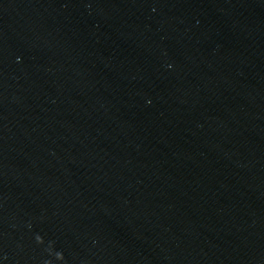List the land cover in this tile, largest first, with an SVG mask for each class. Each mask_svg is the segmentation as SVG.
<instances>
[{
  "label": "water",
  "instance_id": "1",
  "mask_svg": "<svg viewBox=\"0 0 264 264\" xmlns=\"http://www.w3.org/2000/svg\"><path fill=\"white\" fill-rule=\"evenodd\" d=\"M0 264H264V0H0Z\"/></svg>",
  "mask_w": 264,
  "mask_h": 264
}]
</instances>
